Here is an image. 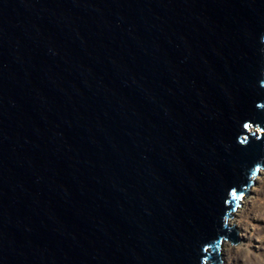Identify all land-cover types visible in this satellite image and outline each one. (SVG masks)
<instances>
[{
	"label": "water",
	"instance_id": "1",
	"mask_svg": "<svg viewBox=\"0 0 264 264\" xmlns=\"http://www.w3.org/2000/svg\"><path fill=\"white\" fill-rule=\"evenodd\" d=\"M264 171V0H0V264H221Z\"/></svg>",
	"mask_w": 264,
	"mask_h": 264
},
{
	"label": "rangeland",
	"instance_id": "2",
	"mask_svg": "<svg viewBox=\"0 0 264 264\" xmlns=\"http://www.w3.org/2000/svg\"><path fill=\"white\" fill-rule=\"evenodd\" d=\"M239 232L236 244L225 240L221 264H264V171L256 176L232 216Z\"/></svg>",
	"mask_w": 264,
	"mask_h": 264
},
{
	"label": "bare ground",
	"instance_id": "3",
	"mask_svg": "<svg viewBox=\"0 0 264 264\" xmlns=\"http://www.w3.org/2000/svg\"><path fill=\"white\" fill-rule=\"evenodd\" d=\"M235 225V224H234ZM236 226V225H235Z\"/></svg>",
	"mask_w": 264,
	"mask_h": 264
}]
</instances>
